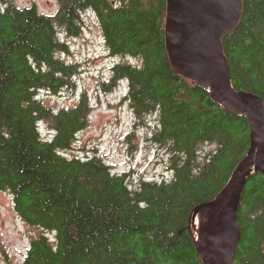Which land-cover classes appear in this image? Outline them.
Listing matches in <instances>:
<instances>
[{
    "label": "trees",
    "instance_id": "1",
    "mask_svg": "<svg viewBox=\"0 0 264 264\" xmlns=\"http://www.w3.org/2000/svg\"><path fill=\"white\" fill-rule=\"evenodd\" d=\"M59 3L46 15L0 0V192L12 193L25 222L49 231L33 239L22 264H204L192 215L220 194L246 156L247 117L174 69L167 0ZM87 10L98 18L108 55L134 59L115 63L101 84L109 91L127 80L122 100L135 116L159 114L151 139L167 151L168 178L134 186L129 172L114 171L103 156L66 155L89 123V95L55 109L40 93L74 88L82 65L61 57L69 46L60 30L80 35ZM223 48L233 86L264 100V0H243ZM44 122L52 129L47 138ZM207 143L216 147L203 154ZM237 225L234 264H264V174L248 178Z\"/></svg>",
    "mask_w": 264,
    "mask_h": 264
},
{
    "label": "rangeland",
    "instance_id": "2",
    "mask_svg": "<svg viewBox=\"0 0 264 264\" xmlns=\"http://www.w3.org/2000/svg\"><path fill=\"white\" fill-rule=\"evenodd\" d=\"M19 7L35 6L39 12L54 15L60 6L59 0H11ZM80 35L71 37L62 30V39L68 42L69 53L61 56L70 62H79L81 72L75 77L74 88H66L60 94L46 91L40 98L55 109L74 105L80 94L87 91L92 104L87 127L78 133L73 148L67 156L81 158L103 156L116 172H129L133 185L141 178L162 180L168 178L165 148L152 141L159 128V114L135 116L128 102L123 101L128 86L121 81L109 91L103 90L102 82L111 75V67L131 57L109 56L101 25L93 10L82 14ZM47 137L46 123L39 124ZM44 137V136H43ZM216 146L204 144L203 154ZM44 228L29 225L14 207V197L9 191L0 192V264H22L27 251ZM53 234V235H52ZM48 235L55 237V232Z\"/></svg>",
    "mask_w": 264,
    "mask_h": 264
},
{
    "label": "water",
    "instance_id": "3",
    "mask_svg": "<svg viewBox=\"0 0 264 264\" xmlns=\"http://www.w3.org/2000/svg\"><path fill=\"white\" fill-rule=\"evenodd\" d=\"M243 0H167L166 46L174 69L207 88L214 101L247 117L250 147L230 180L213 200L198 205L207 214L196 246L204 264H234V248L240 238L237 213L248 178L264 174V100L252 91L237 90L223 48V38L237 26ZM194 227V224H193ZM232 232L228 245L226 233Z\"/></svg>",
    "mask_w": 264,
    "mask_h": 264
},
{
    "label": "bare ground",
    "instance_id": "4",
    "mask_svg": "<svg viewBox=\"0 0 264 264\" xmlns=\"http://www.w3.org/2000/svg\"><path fill=\"white\" fill-rule=\"evenodd\" d=\"M225 1L228 3H232L233 0H225ZM206 217H207V214L203 210H201L197 213L196 218L194 219V222H193L194 229H195L196 233H199L202 230V228L204 227V224L206 222ZM226 237H227L228 245H230L231 238H232L231 230L227 231Z\"/></svg>",
    "mask_w": 264,
    "mask_h": 264
}]
</instances>
